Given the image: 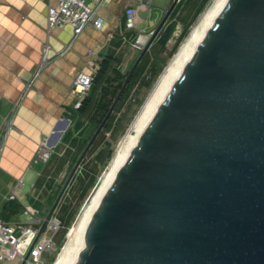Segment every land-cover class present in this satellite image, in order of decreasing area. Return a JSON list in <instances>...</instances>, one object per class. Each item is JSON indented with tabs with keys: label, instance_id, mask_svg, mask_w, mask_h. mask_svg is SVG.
Returning <instances> with one entry per match:
<instances>
[{
	"label": "water",
	"instance_id": "obj_1",
	"mask_svg": "<svg viewBox=\"0 0 264 264\" xmlns=\"http://www.w3.org/2000/svg\"><path fill=\"white\" fill-rule=\"evenodd\" d=\"M71 264H264V0L227 2L102 198Z\"/></svg>",
	"mask_w": 264,
	"mask_h": 264
},
{
	"label": "crops",
	"instance_id": "obj_2",
	"mask_svg": "<svg viewBox=\"0 0 264 264\" xmlns=\"http://www.w3.org/2000/svg\"><path fill=\"white\" fill-rule=\"evenodd\" d=\"M137 1L150 4L138 10L136 29L126 30V11L134 8ZM172 1L109 0L98 12L103 28L89 26L73 39L70 26L47 31V10L56 5L55 0H0V220L9 204L31 205L40 218L41 207L33 203L52 195V189L46 190L45 185L52 180L54 186L55 175L49 172L47 162L36 163L34 159L42 143L59 155L55 149L60 141L65 162L67 146L58 133L64 127L57 129L56 125L77 100L72 85L80 72L88 71V51H96L94 60L99 65L106 56L118 55L137 36L143 42ZM177 8H182L181 2L173 11ZM183 14L185 11H178L171 19L175 21ZM45 46L49 49L44 56ZM25 177L32 184L30 192L23 195ZM40 179H44L43 185L37 189ZM18 180H22V186L16 189V200L7 201ZM9 214L7 222L25 218L22 211Z\"/></svg>",
	"mask_w": 264,
	"mask_h": 264
},
{
	"label": "rangeland",
	"instance_id": "obj_3",
	"mask_svg": "<svg viewBox=\"0 0 264 264\" xmlns=\"http://www.w3.org/2000/svg\"><path fill=\"white\" fill-rule=\"evenodd\" d=\"M212 1L213 0L210 1V3L207 5L204 11L211 5ZM204 11L195 19V21H193L188 25L187 28L188 32L181 40L179 39V37L184 29V25L176 24L164 48H161L160 46L155 44L154 46H151L147 51V53L145 54V56H147V63H148V67L146 71H144L140 76V81L138 80L131 88L125 100L120 105H118L117 103V105L115 106L114 111L109 116L103 129L101 130L98 137L96 138V140L90 147L89 151L85 155L84 159L80 163L79 167L77 168L71 182L67 186L54 212L53 217H55V219H57L60 222V224L61 221L63 224H65L66 233L63 238V243L59 247L57 244H55V236L61 229L62 227L61 225L60 229L57 231L56 234H54L52 238L53 247L51 249H48L47 251H44L41 256L42 264H55V262L57 261L58 256L60 255L63 247L67 243L69 231L76 223L84 206L89 202V200L95 193L96 189L99 186L100 180L102 179L103 175L107 172L115 155L120 151L121 145L124 142V140L128 136L135 135L136 130L133 127L137 120L136 118L138 117V115L140 114V112L148 102L150 96L152 95L156 86L158 85L161 78L165 74L166 70L171 66L173 58L179 51L185 39L188 37L192 28L199 21ZM171 22H174V19L170 18L167 21L164 28L167 25H169ZM154 30L146 34L145 39L143 40V42H141V45L138 49L133 48L131 45L126 44L125 48L121 50L122 63L118 65L117 69L120 70L122 74L129 73L135 61L137 60L138 56L140 55L142 49L145 47L148 40L150 39ZM137 37L132 39L130 42L131 43L135 42ZM151 64H153L152 68L155 67L157 70H159L154 77H151L150 74L151 71L149 69L150 67L149 65ZM148 82L149 84L146 85ZM74 110L76 109L74 108V104H73V107L72 109H70L69 114L67 115V110H66L65 114L63 115L64 116L63 120L57 122L56 125L57 129L64 127V130L58 131L60 136H63L64 133L67 131V129L71 128L72 126L71 119L74 116L72 112ZM97 128L98 127L94 122H90L87 125L84 134L76 141V144L79 145L78 151L76 150V148L72 147L71 153L70 155L66 156L65 163L62 166V168H60L59 171H55V170L53 171V173L55 172V185L53 189L54 191L52 192V195L50 197V201L47 200L48 198L46 199L37 198L35 200V202L41 205L40 206L41 213L39 215L41 223L46 218L49 210L54 204L60 191L66 184L78 159L80 158L81 154L87 147L93 135L95 134ZM60 147L62 149H60ZM63 147L64 146L60 144V141H58L55 152H58L59 155H55L54 153H52L49 160L46 161L47 165H50V168L51 166L53 168L54 164H56L55 162L56 160L53 161L52 164L50 163L53 156H55L56 158L65 157V155L63 154ZM94 167L97 170L94 184L88 189L85 197L82 200H79L80 193L87 185L89 177L91 176ZM31 184H32V180L29 179V177H25L24 185L22 186L23 195L30 192ZM60 217L62 218L61 221H60L61 219ZM24 220L25 218L20 219V221H24ZM25 245H26L25 243L22 244V253L24 251ZM36 262H37V258L34 256H30L27 264H36ZM16 264H20V260L17 261Z\"/></svg>",
	"mask_w": 264,
	"mask_h": 264
},
{
	"label": "built area",
	"instance_id": "obj_4",
	"mask_svg": "<svg viewBox=\"0 0 264 264\" xmlns=\"http://www.w3.org/2000/svg\"><path fill=\"white\" fill-rule=\"evenodd\" d=\"M181 0H177L179 3ZM56 5L50 6L47 10V31L50 32L59 27L70 26L72 29L73 39L77 38L87 27L91 26L96 30L103 28V21L98 16L99 10L105 6L109 0H55ZM150 1H137L134 8L126 11L125 29L134 30L138 21L137 12L147 5ZM133 48L138 49L141 45V37L138 36L136 41L130 43ZM49 47L45 46L44 56ZM97 53L95 50H89L87 53L88 71L80 72L72 85V93L76 97L74 108L80 107L81 101L87 96L92 81L99 65L94 58ZM10 123L8 124V129ZM52 150L47 143H42L37 151L34 161L46 162L49 160ZM22 180H18L15 189L6 197L7 201L16 200V189L21 188ZM24 221L4 222L0 220V264H9L16 260L19 255V247L25 243L23 253L20 255V261L24 254L30 248L34 241L39 227L41 226L40 218L37 216L35 209L31 205H23ZM60 222L52 217L47 224L45 233L34 245L30 256L37 258L36 264H42L41 256L44 251L53 247L52 238L60 229Z\"/></svg>",
	"mask_w": 264,
	"mask_h": 264
},
{
	"label": "trees",
	"instance_id": "obj_5",
	"mask_svg": "<svg viewBox=\"0 0 264 264\" xmlns=\"http://www.w3.org/2000/svg\"><path fill=\"white\" fill-rule=\"evenodd\" d=\"M211 0H181L182 8L175 9L171 15V18L176 16L177 12L185 11V15L183 14L182 17H177V19L174 22H171L169 25H167L164 29H162L156 41L152 46L155 44L160 46L161 48H164L167 41L169 40L175 26L177 23H180L184 25V29L179 37L181 40L186 34H187V28L190 23L195 21V19L204 11V9L207 7V5L210 3ZM122 63V53L119 52L118 55H109L103 58L99 64V69L96 72L94 79L92 81L90 90L87 94V96L81 101L80 107L72 112L74 114L73 118L71 119V128L67 129V131L62 136V143L67 146L66 150V156L70 155L71 148L74 147L78 151L79 145L76 144V141L78 138H80L84 131L86 130L87 125L90 122H94L97 127L100 126L103 119L107 115L110 107L112 106L117 94L122 88V85L127 77L128 74H122L120 70L117 69L118 65ZM150 74L151 77H154L159 70H157L155 67L152 68L153 64L149 65ZM148 67L147 63V56L144 55L142 61L136 68L132 78L130 79L127 87L125 88L122 96L120 97L118 101V105H120L125 98L128 96L131 88L134 86V84L139 80L140 76L144 71H146ZM149 82L146 84L148 85ZM117 109V107H116ZM108 127V126H107ZM106 127V128H107ZM56 160V161H55ZM53 161L56 162L54 164V167L49 168V172L53 173V171H59L60 168L64 165V159H58L55 156H53L52 160L50 161L51 164ZM97 173L96 168H93L92 174L89 177L88 183L85 186V188L81 191L79 200H82L85 195L87 194L88 189L94 184L95 181V175ZM55 175V172L53 173ZM44 179H40L37 182V189H40L42 187ZM53 181H49L46 183L45 187L46 190L52 189L51 192H53L54 186H52ZM46 193V191H45ZM51 195L48 196V201H50ZM33 205L37 208H40L39 204L36 202L33 203ZM20 211L23 212V207L19 206L18 204H9L3 209V220L4 222L8 221V217L12 213H20ZM61 218V217H60ZM62 218L60 219V221ZM61 229L55 236V244H57L59 247L63 243V238L66 233V227L65 224L61 221Z\"/></svg>",
	"mask_w": 264,
	"mask_h": 264
},
{
	"label": "bare ground",
	"instance_id": "obj_6",
	"mask_svg": "<svg viewBox=\"0 0 264 264\" xmlns=\"http://www.w3.org/2000/svg\"><path fill=\"white\" fill-rule=\"evenodd\" d=\"M228 1L213 0L211 5L201 15L197 24L192 28L173 58L171 66L166 70L148 102L136 118L137 120L133 127L136 130L135 135L128 136L124 140L120 151L115 155L107 172L100 180L95 193L84 206L76 223L69 231L67 243L63 247L55 264H71L75 260L79 249L84 244L86 227L96 213L102 198ZM21 254L22 245L19 247L18 257L11 264H16L20 260Z\"/></svg>",
	"mask_w": 264,
	"mask_h": 264
}]
</instances>
